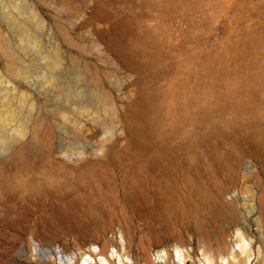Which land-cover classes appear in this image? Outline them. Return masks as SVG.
<instances>
[{"label": "rangeland", "instance_id": "obj_1", "mask_svg": "<svg viewBox=\"0 0 264 264\" xmlns=\"http://www.w3.org/2000/svg\"><path fill=\"white\" fill-rule=\"evenodd\" d=\"M238 230L264 264V0H0V264Z\"/></svg>", "mask_w": 264, "mask_h": 264}, {"label": "bare ground", "instance_id": "obj_2", "mask_svg": "<svg viewBox=\"0 0 264 264\" xmlns=\"http://www.w3.org/2000/svg\"><path fill=\"white\" fill-rule=\"evenodd\" d=\"M240 231L241 230H238L236 235L237 242L235 241V243H237V249H231L229 246H227L224 249H219L217 252L215 251L214 253L207 252L204 254L206 259L205 264H247L251 262L255 243L252 239L248 238ZM121 238L124 237L121 235ZM92 241H88L89 244L87 247L84 245L86 248H80V253H72L71 255H66L65 257L61 255V258L63 260L66 258L70 264H98L97 260L100 262V264H115L114 257H117L119 264H138V262L131 256L130 252L127 251L124 241L121 245L122 248L112 249V251H110V243H105L101 247H98V241ZM173 249L176 253L178 261L181 264H186L187 258L183 250L177 245L173 246ZM157 253V258L159 261L163 262L164 264H174L171 262L172 252L170 249L162 248ZM258 263L261 264V262ZM147 264L154 263L151 261Z\"/></svg>", "mask_w": 264, "mask_h": 264}]
</instances>
